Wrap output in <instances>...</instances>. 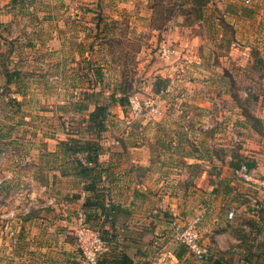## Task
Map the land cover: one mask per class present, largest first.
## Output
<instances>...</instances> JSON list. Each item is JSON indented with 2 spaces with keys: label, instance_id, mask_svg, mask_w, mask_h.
<instances>
[{
  "label": "rangeland",
  "instance_id": "1",
  "mask_svg": "<svg viewBox=\"0 0 264 264\" xmlns=\"http://www.w3.org/2000/svg\"><path fill=\"white\" fill-rule=\"evenodd\" d=\"M75 1L86 9H53L52 0H0V245L7 228L17 231V239L27 223L41 224L46 251L60 264H76L73 215L54 222L59 211L49 202L53 185L27 177L51 172L29 161L66 159L48 151L44 138L69 123L66 112L72 113L71 102L86 87L92 102L87 114L96 103L101 107L100 154L113 175L122 161L129 165L133 159L132 152H122V141L150 145L156 175L167 176L156 188L178 204L172 239L177 242L175 232L209 204L213 226L201 232L208 245L204 259L215 254L214 242L223 254L233 252L227 253L233 264H262L261 215L245 218L240 205L247 195L239 187L228 195L221 184L212 196L206 166H219L222 173L231 159L230 171L243 180L236 169L250 167L253 158L239 150L254 143L252 150L263 154L264 0ZM56 13L61 24L56 18L44 23L42 15ZM9 55L16 61L2 65ZM17 72L19 86L7 83ZM83 115L70 121L77 136L89 122ZM254 190L263 194L260 187Z\"/></svg>",
  "mask_w": 264,
  "mask_h": 264
},
{
  "label": "crops",
  "instance_id": "2",
  "mask_svg": "<svg viewBox=\"0 0 264 264\" xmlns=\"http://www.w3.org/2000/svg\"><path fill=\"white\" fill-rule=\"evenodd\" d=\"M52 8L56 6H64V8H75V9H86V5L75 0H62L61 4H57L56 0H52ZM84 4V5H83ZM54 9V8H53ZM67 12V11H66ZM43 16L44 23L52 22L54 18L58 24H61V15L56 13L51 17ZM63 18V17H62ZM59 38V33H57ZM49 38L55 39V32H51ZM60 49H56L59 52ZM233 51V50H232ZM63 52V50H62ZM74 56V54H72ZM14 55H9V59L2 61V65L12 63ZM70 61V59H69ZM68 61V63H69ZM72 61V59H71ZM6 63V64H5ZM34 65L33 63H30ZM63 63L61 66H63ZM41 69L44 68L43 61L37 65ZM68 67V66H66ZM38 75V74H37ZM7 79V83L19 86V73H13ZM12 78V79H11ZM15 78V79H13ZM161 84V81H160ZM164 87V86H163ZM85 90L82 89V96H78V100L72 101L73 109L67 111L69 123L63 124L61 132L54 134V132H49L50 134L45 136L44 141L48 142V151L58 155H66V159H48L50 161L40 162L41 159L34 161H29V165L32 167L40 168L46 167L50 169V173L45 175H39L36 172L34 175H30L31 181L35 183L41 181L44 184L53 185V196L50 198V204L59 213L54 222L59 220L61 223L66 222L69 219L66 214L73 215L71 220L74 221L73 233L75 228V217L79 211H83L86 216V220L93 226L100 227L105 238L109 240V248L102 255L101 260L113 264L111 261H117L116 264H137L139 262L146 264H155L160 257H166L169 264H211L214 259L220 260L223 264H233L234 260L229 257L227 253L233 254V252L218 251V246L216 243L212 242L211 250H215V254L208 259H196L186 250L183 244L175 242L172 239L173 227L178 222V204L173 199H168L164 190H157L156 185L160 186L166 183L167 176L156 175L155 165L151 162L150 145L138 143L128 145L126 143L120 144L121 150L125 152H132L133 159L129 165H124L122 161V167L116 171V175H113L110 171V164L105 160L103 154L98 155L99 163L95 166V181L90 185V187L85 188L84 184L91 181V176L80 177L76 171V162L74 154H69L68 152L64 154L59 147L58 143L60 141H67V144H71L73 138H78L80 140L88 139L92 137L85 131L79 132L77 136L75 130L71 129L70 121H74L73 118L75 114H80V112H85V117L88 116V107L92 104L89 99H86ZM161 91L160 88L156 89ZM80 95V94H79ZM15 102V101H13ZM90 112V111H89ZM84 120V118L80 119ZM253 139V138H252ZM122 140L123 137H122ZM248 142V141H247ZM51 143V145H50ZM251 147L247 146L241 148L239 152L244 151L249 153L248 156L251 159L249 170L252 175L257 177H264V104H263V153L262 155L254 152L252 146L257 148L254 143H251ZM247 145V143L245 144ZM39 148L34 149L33 152H40ZM45 152V150L43 149ZM77 156V154H75ZM29 159V156H27ZM186 158V156H185ZM232 158V157H231ZM235 159V158H234ZM231 160V159H230ZM228 161L225 166H223V172L219 171V166H206V173H209L211 180V190L212 196L219 193L221 190V184H226L223 187L224 193L231 195L236 192V187H239L243 193H246L247 199L240 206L243 209L245 218L256 217V214H260L263 224L257 231H261L263 234V259L261 263L264 264V191L263 194L256 192L254 189H258L252 182L240 180L234 177L230 168H233L234 161ZM200 160L197 159V162ZM24 166H27L26 162H23ZM105 166L106 172L103 170ZM131 166V170L129 169ZM217 168V169H216ZM237 168V167H236ZM121 169V170H120ZM228 169V170H227ZM217 170V171H216ZM205 172H201L199 176L200 183L202 182ZM93 179V178H92ZM225 189V190H224ZM237 189V190H238ZM109 197L111 200L110 208L106 211L104 207V200ZM258 200V203L256 201ZM238 205V204H237ZM239 206V205H238ZM201 207L197 210L198 216L201 217L200 223V240L205 249H208L207 238L202 239L203 235L201 232H206L205 229L210 230L213 226V221L210 223L207 219V208ZM213 204L210 211L213 210ZM216 211V210H215ZM196 214V215H197ZM38 219V218H36ZM35 219V220H36ZM56 219V220H55ZM42 218H39V223ZM30 221V220H29ZM208 224L205 226V222ZM37 223V222H36ZM35 224V223H33ZM41 224L39 226L27 223L26 227L19 229L20 238L14 236H6L7 238L0 245L2 250L3 264H60L59 259L51 251H46L44 240L41 241L42 236L40 235ZM258 225V224H257ZM40 228V229H39ZM210 228V229H209ZM249 228V227H248ZM12 229V228H10ZM14 230V229H13ZM243 230V229H242ZM62 229L60 227L57 229V233L61 237ZM244 231V230H243ZM14 232H17L14 230ZM74 238V237H73ZM74 243V239H72ZM207 245V246H206ZM74 248L76 249L75 243ZM229 248V247H227ZM234 249V248H232ZM222 250V249H221ZM77 251V249H76ZM77 257H79L77 251ZM78 259V258H77ZM115 264V263H114Z\"/></svg>",
  "mask_w": 264,
  "mask_h": 264
},
{
  "label": "built area",
  "instance_id": "3",
  "mask_svg": "<svg viewBox=\"0 0 264 264\" xmlns=\"http://www.w3.org/2000/svg\"><path fill=\"white\" fill-rule=\"evenodd\" d=\"M80 155V154H79ZM81 159V158H80ZM85 162V159H81ZM248 165L242 163L236 169L244 181L252 182L255 186L260 187L264 191V177H257L248 171ZM111 200L106 197L104 200V207L107 211L110 208ZM233 215V210L228 211V217ZM200 216L196 215L189 220L181 229L175 232V239L178 243L183 244L193 257L202 259L205 255V248L200 240L199 228ZM6 236L14 238L15 232L13 229L7 228L4 231ZM73 239L78 251L79 257L76 264H103L100 258L109 248V240L105 238L100 227L91 226L85 219L83 211H79L75 217V228ZM15 239V238H14ZM137 264H146L139 262ZM155 264H169L166 257H160Z\"/></svg>",
  "mask_w": 264,
  "mask_h": 264
},
{
  "label": "trees",
  "instance_id": "4",
  "mask_svg": "<svg viewBox=\"0 0 264 264\" xmlns=\"http://www.w3.org/2000/svg\"><path fill=\"white\" fill-rule=\"evenodd\" d=\"M87 94L85 92V95ZM88 115H89L88 124L85 127L78 128L76 132L85 131L89 135H92V137H89L88 139H85L83 141L78 138H73L71 144H67V141H64V140L58 143L59 147L61 148L64 154H66L67 152L69 154H74L73 158L75 159V162H76L77 174L80 177L91 176V181L88 182L87 185L86 183L84 184L85 188L90 187V185L95 181L94 180L96 177L95 166H97L99 163L98 155L102 148L100 138H101V131L103 130L102 126H103L104 119L101 118V107L99 103H96V105L94 106V110L90 111ZM93 121H96V122H94L93 124ZM75 154L82 155L83 159H85V162H82V160L79 159L78 156H75ZM85 219H86V216H85ZM101 258H100L101 263L108 264L102 261ZM111 263L116 264L117 261H111ZM211 264H223V263L218 259H214Z\"/></svg>",
  "mask_w": 264,
  "mask_h": 264
}]
</instances>
